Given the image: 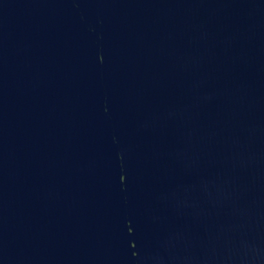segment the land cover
I'll list each match as a JSON object with an SVG mask.
<instances>
[{"label":"water","instance_id":"95a60500","mask_svg":"<svg viewBox=\"0 0 264 264\" xmlns=\"http://www.w3.org/2000/svg\"><path fill=\"white\" fill-rule=\"evenodd\" d=\"M0 264H264V0H0Z\"/></svg>","mask_w":264,"mask_h":264}]
</instances>
